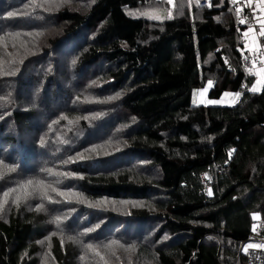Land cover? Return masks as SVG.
<instances>
[{
	"label": "trees",
	"instance_id": "trees-1",
	"mask_svg": "<svg viewBox=\"0 0 264 264\" xmlns=\"http://www.w3.org/2000/svg\"><path fill=\"white\" fill-rule=\"evenodd\" d=\"M41 1L0 0V36L50 32L38 56L0 42V60L17 61L0 74V264H103L87 244L112 264L111 240L124 245L114 250L134 246L132 264H245L242 246L264 244V85L249 90L257 81L244 68L245 29L230 1L71 0L54 12L33 6ZM168 7L171 19L145 18ZM209 80L211 98L241 96L195 106L193 91ZM81 83L105 101L95 119L78 115ZM88 146L84 160L68 159ZM30 179L84 202L51 192L63 202L25 199L20 185ZM96 201L105 203L88 206ZM38 204L58 208L59 228Z\"/></svg>",
	"mask_w": 264,
	"mask_h": 264
},
{
	"label": "snow or ice",
	"instance_id": "snow-or-ice-1",
	"mask_svg": "<svg viewBox=\"0 0 264 264\" xmlns=\"http://www.w3.org/2000/svg\"><path fill=\"white\" fill-rule=\"evenodd\" d=\"M164 3H166L168 6L171 7H175L174 4V0H163ZM196 4L199 5V0H195ZM231 2L233 4L237 3V0H231ZM248 4L249 6L252 5V0H248ZM34 7H40L43 8L45 11H50L53 7H58L59 3L57 2V0H42L41 3L39 4H34ZM209 6H211V3H209ZM171 7L169 8H161L158 9L157 11H155L154 13H147L146 15H148V17L150 19H155V20H163V19H171L173 17V12L171 10ZM257 7L259 8L260 12L262 14H264V0H258V4ZM241 9L237 8L236 9V13L237 16L240 15ZM17 15V13L14 12H8L7 13V17H13ZM244 21L241 20V23H243ZM260 28H259V35L260 36H264V18H261L260 21ZM253 31L252 28H249L247 32L244 33V35L247 37L249 35V33H251ZM24 35H28L31 36L33 35V33H24ZM36 36H40L43 35V33L41 32H36L35 33ZM7 37L11 38L13 41L12 46L16 47V41L17 38L20 36V33H7L6 34ZM5 41V37L0 36V42ZM4 47H7V43H4ZM20 47L25 48L26 52H30L31 53V49H29L27 47V42L25 41H20ZM259 48V44L256 41V37L253 36L252 37V46L248 49L249 51L252 52H256L257 49ZM34 54V53H31ZM9 57L12 56V53L8 54ZM261 56H264V52L261 53ZM227 63V61H225ZM8 64L9 67L6 69L5 68V64ZM17 63V61L13 58L11 60L8 61H4V60H0V74L3 75H12L14 73V65ZM19 63H23V60L21 59L19 61ZM73 64L76 63L75 60L72 61ZM262 64H264V60L261 61ZM256 75L259 76V79L257 80L256 84H253L252 87L249 89L251 92H259L261 91V87L262 85H264V67L259 68V70L256 72ZM213 83L212 80L208 81L209 86H211ZM204 91H207V89H204ZM121 95V93H116V95L114 97H109L108 100H113V99H117L119 98V96ZM224 96H233L235 99L232 101L233 104H235L237 102V100L239 99V97L241 96V93L239 91L235 92V93H231V92H225ZM101 102H105V101H101ZM209 104H218L221 103V101L219 100H209L208 101ZM66 118V117H63ZM71 122V121H70ZM40 143L44 144L45 140L43 137H41L40 139ZM234 151V150H233ZM231 151L229 152V157H231ZM69 160H73L74 159H80V160H84L85 156L81 153H77L76 158L73 157H69ZM68 161H65V163H67ZM4 165V161L0 160V166ZM15 168L14 166H10L9 167V171H14ZM42 171L47 172L49 176H75V173H58V172H54L52 169H42ZM57 183H59V181H57ZM21 189H23V196L25 199H27L30 195L32 194H37L39 195L41 200H47L50 203H59L60 201L54 200L52 198L51 195H49V193H55L57 196L60 197H65L66 198V202L71 203V200H68L67 197L69 196H75L77 197V201L78 203H83V199L82 194L78 193V192H73L71 189H68L67 191H62L59 188H57L56 186H54L52 183H46L44 180H36L35 182L33 180H28L25 184L20 185ZM29 187H31V192H29ZM15 189H9L8 191H5L3 193V195L5 197H8L9 194L11 192H15ZM209 195H211V191L209 190ZM19 201H20V196H17L16 199L13 201V203H16L17 206H19ZM4 203H7V201H4ZM105 201H96L95 203H89L88 206L89 207H100L102 204H104ZM122 203H127V202H122ZM36 210L37 211H43L44 209V205L43 204H38L36 206ZM0 211H3V204L0 203ZM72 211H75L74 209H72ZM67 217H64V219H66ZM62 218L60 216H56L54 217L53 223L56 224L57 228H59L60 224H61ZM96 227H99V225H96L94 227H90V228H86L85 229V234L87 233H91L95 230ZM53 235H55V233H53ZM68 240L73 241L74 243L77 242L76 241V237L74 236H68L67 237ZM211 239V237H210ZM114 246H119L120 248H124V245L120 243V241L118 240H111L108 242L107 245H105L104 247L106 249H108L109 254L111 255H115V250H114ZM86 247L90 250L95 251V255L99 256L101 261H103V264H109V261L105 258V256L101 255L99 250L93 249V245L92 244H87ZM133 245H129L128 248H126L125 250H129L131 248H133ZM248 248H258V249H264V244H248L245 247V251L247 252Z\"/></svg>",
	"mask_w": 264,
	"mask_h": 264
},
{
	"label": "rangeland",
	"instance_id": "rangeland-1",
	"mask_svg": "<svg viewBox=\"0 0 264 264\" xmlns=\"http://www.w3.org/2000/svg\"><path fill=\"white\" fill-rule=\"evenodd\" d=\"M34 1H38V0H34ZM57 2L59 3V6L58 7H53L48 12H54V11L60 9V8H63L66 4L70 3L71 0H57ZM157 10L158 9H152V10L148 11L147 13H154ZM147 13H145V18L150 19L148 17V15H146ZM150 20H155V19H150ZM163 20H165V19H163ZM163 20H157V21H163ZM36 32H41V33H43V35L36 36L35 35ZM18 33H20V36L17 38L16 44L20 43V41L27 42V39L34 37L33 41L27 42V47L29 49H31V53H34V54H31L30 52H28L29 55L38 56L40 54H43V52L47 48L50 47V45L45 44L46 41H49V37H50V32L49 31H45V32H43V31H33L32 29H30L27 33H33V35H31V36L22 35L21 32H18ZM258 37L259 36H257V41H258ZM248 39L250 40V39H252V37L251 38L249 37ZM5 42L7 43V46H12V44H13L12 39L9 38V37L5 38V41L2 42V45H4ZM244 44H245L244 48H246L247 42L244 41ZM248 44L252 45L249 41H248ZM18 55L20 56V53ZM257 80H255V81H257ZM262 86H260V87L262 88ZM79 87H82L81 91H80V96L83 99L85 113L81 109V110L77 111L78 115H80L83 118H93V119L97 118V115L99 113V111H98L99 108L97 107L98 106L97 103L101 102V101L98 100V102H96V98H95V91L96 90H95V88L93 87L90 90V86H88L86 84H83V83L77 84L75 86V88H79ZM204 89H207V91H204ZM211 89H212V85L209 86V84L207 83L203 88L194 90L193 91V96H192L193 97L192 98L193 104L195 106H233L234 105L232 103V101L235 98L232 100L231 96H224L223 95L220 99L211 98L210 97ZM259 92H261V91H259ZM40 98L43 99V96L40 97ZM47 100H45V101H47ZM54 100L56 102V99H54ZM209 100H219V101H221V103L209 104L208 103ZM101 103H103V102H101ZM90 106H92V107H90ZM94 123H95V121H94ZM94 126H95L96 130L92 129V131L93 130L97 131L100 128V126L96 125V123H95ZM56 138H58V134H57ZM97 138L98 137H91L90 139L91 140H96ZM101 138L97 139V141H96L97 145L99 144ZM55 141H56V139H55ZM82 141H83V139L80 141V143H81L80 145L83 144ZM59 145H61V144L59 143ZM67 150H68V146H66V150L65 151H67ZM93 150L94 149H92L90 146H88V147H86L84 149H80L79 153H81L85 157H87ZM207 191L209 193V190H207ZM57 201H60L59 203L63 202V201H61L59 199H57ZM6 206H7V204H3V211L6 210V208H5ZM50 206H51L50 209H47L46 207H44L45 211H48V213L51 214L50 216L56 217L58 208L52 207L53 206L52 204H50ZM116 207H118L119 209L124 208V207H122V205L116 206ZM95 230H97V228ZM87 234H89V233H87ZM249 244H253V243H249ZM93 247H94L93 249H96V250H99V251L101 250V248L99 246L94 245ZM248 249H251V248H248ZM91 253H95V251H93ZM109 257H110V260H111L112 264H119L121 262H126L128 264H132L135 261H138V254L136 253V251H134V249H129L127 251L126 250L117 249V250H115V255H111ZM251 258H252V261H253L254 258H253L252 254H251Z\"/></svg>",
	"mask_w": 264,
	"mask_h": 264
},
{
	"label": "built area",
	"instance_id": "built-area-1",
	"mask_svg": "<svg viewBox=\"0 0 264 264\" xmlns=\"http://www.w3.org/2000/svg\"><path fill=\"white\" fill-rule=\"evenodd\" d=\"M229 1H230V5L233 8L235 13H236L237 8L241 9L240 15L243 12V3L248 2V0H237V3L233 4L231 2V0H229ZM194 2H195V0H194ZM210 2H211V0H199L198 6L199 7H207V6H209ZM259 19H260V13L256 10H254V11H251L250 15H248L246 17H242L240 19V21L238 22V26L245 27V28L251 27V26L256 25ZM241 20H243L244 22L241 23ZM258 41L261 45V49L259 51L255 52L251 58H245L244 59V66L248 69H251V70L258 69L262 65H264L261 63V61L264 60V56H261V53L264 52V36H259ZM257 264H264V252L260 253Z\"/></svg>",
	"mask_w": 264,
	"mask_h": 264
},
{
	"label": "bare ground",
	"instance_id": "bare-ground-1",
	"mask_svg": "<svg viewBox=\"0 0 264 264\" xmlns=\"http://www.w3.org/2000/svg\"><path fill=\"white\" fill-rule=\"evenodd\" d=\"M257 4H258V0H252V5H251V6H249L248 2H244V3H243V12H242V14H241L240 16H237L238 19H239V21H240V19H241L242 17H246V16L250 15L251 11H254V10H256V11H258V12L260 13V19H261V18H264V14H262V13L260 12L259 8L257 7ZM207 7H208V6H207ZM203 8H205V7H203ZM235 14H236V13H235ZM236 15H237V14H236ZM260 19L258 20V22H257L256 25L251 26V27H247V28H245V27L238 26V24H237V26H238V27H241V28H243V29H245V30H246V29H249V28H252V29H254V28H255V29H256V28H260V23H259ZM259 36H260V35H259ZM257 43L259 44V48L257 49V51H259V50L261 49V45H260L259 41H257ZM257 51H256V52H257ZM245 52H246V51H245ZM253 55H254V52H252V51L247 52L246 55H245L244 58H243V65H244V59H245V58H251ZM261 67H264V65H262ZM261 67H260V68H261ZM244 68H245V70H246V72H247L248 74L256 73V72L259 70V68H258V69H255V70H251V69L246 68L245 66H244ZM208 190L211 191V189H209V188H208ZM211 194H212V191H211ZM245 247H246V245L242 246V252L245 253V254L247 255V258H248V260H247V262H246L245 264H257V263H258V259H259V255H260L261 252H264V249L251 248V249H248L247 252H246V251L244 250ZM251 254L253 255V258H254L253 261H252V258H251Z\"/></svg>",
	"mask_w": 264,
	"mask_h": 264
},
{
	"label": "crops",
	"instance_id": "crops-1",
	"mask_svg": "<svg viewBox=\"0 0 264 264\" xmlns=\"http://www.w3.org/2000/svg\"><path fill=\"white\" fill-rule=\"evenodd\" d=\"M248 31V29H246V30H244V33L245 32H247ZM244 33H243V36H244V41H246L247 42V45H246V48H245V51L246 52H249V48L252 46V45H249L248 44V41L252 44V39H248L249 37L251 38V37H253V36H255L256 37V41H257V36H259V28L257 29H253V31L251 32V33H249V35L246 37L245 35H244ZM250 76H252V77H254V79L255 80H257L258 78H259V76H257L256 75V73H251V74H249ZM264 87V86H263ZM255 220L256 221H258L259 220V218L257 217V216H255Z\"/></svg>",
	"mask_w": 264,
	"mask_h": 264
}]
</instances>
